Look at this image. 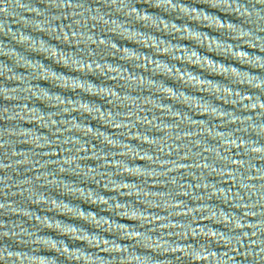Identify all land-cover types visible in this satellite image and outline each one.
Returning a JSON list of instances; mask_svg holds the SVG:
<instances>
[{
	"label": "water",
	"instance_id": "95a60500",
	"mask_svg": "<svg viewBox=\"0 0 264 264\" xmlns=\"http://www.w3.org/2000/svg\"><path fill=\"white\" fill-rule=\"evenodd\" d=\"M0 264H264V0H0Z\"/></svg>",
	"mask_w": 264,
	"mask_h": 264
}]
</instances>
